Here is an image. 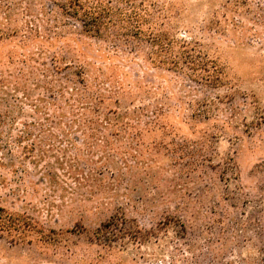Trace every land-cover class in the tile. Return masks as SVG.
I'll use <instances>...</instances> for the list:
<instances>
[{"label":"rangeland","instance_id":"obj_1","mask_svg":"<svg viewBox=\"0 0 264 264\" xmlns=\"http://www.w3.org/2000/svg\"><path fill=\"white\" fill-rule=\"evenodd\" d=\"M8 2L0 7V216L26 214L36 233L0 229V264H264V0H113L197 43L221 71L213 84L154 63L146 39L110 42L56 19L52 0ZM57 54L73 67L58 71ZM74 88L125 114L117 134L106 132L114 162L98 175L101 187L79 197L60 153L36 151L42 130L71 123ZM95 98L89 105L109 113ZM71 135L83 148V134ZM79 160L83 170L94 166ZM122 210L124 223L100 235Z\"/></svg>","mask_w":264,"mask_h":264},{"label":"trees","instance_id":"obj_2","mask_svg":"<svg viewBox=\"0 0 264 264\" xmlns=\"http://www.w3.org/2000/svg\"><path fill=\"white\" fill-rule=\"evenodd\" d=\"M52 2L55 7L52 8L54 10L52 13L53 17L60 19V17L64 16L74 19L75 23L81 24L82 31L86 34L102 39H109L110 42H115L116 39H121V37L129 40L132 36L138 38L139 42L146 39L152 47L150 55L154 63L162 66L169 65L171 68L183 72L188 70L191 73L190 75L198 82L213 84L219 80L221 71L218 64L210 59L197 43H193L188 39L177 40L170 32H161L155 28L156 22L154 20H143L141 15L137 13L133 15L128 14L129 12L115 7L112 3L113 0H52ZM5 4L6 6H10L8 0H0V7ZM117 17H120V20H117ZM145 27L148 28V33L144 31ZM107 31H109V36H105ZM53 57L56 60V69L58 71L64 66L69 67L70 65L71 68L74 65L72 58H66L62 54H57ZM61 63H64V65L60 66ZM75 74L82 75L83 72L79 71ZM84 85L86 89L89 88V83ZM73 90H75V97L71 99L75 100L76 104L68 100H66V103L71 107L75 105L79 109L72 112L74 118L71 120V123L64 124L59 119L53 128L42 130V134L36 135V151L41 154V159L57 152L60 153L61 156L58 158L60 167L65 169L64 164L68 163L64 176H72L75 184L79 185L78 190L71 188L74 190L71 193H74L75 197H79V195H83L82 189L85 186L86 188L92 186L101 187L103 179L101 180L98 175L104 174L106 163L114 162V158L109 151L110 149H114L113 142L109 140L106 132L108 130H116L115 133L117 134L118 128H123L122 124L124 123L125 114L119 112L117 108L110 107L109 103L103 102L102 99L97 100L94 96L97 94L96 92L95 94H92L90 91L87 93L86 91H81L79 88H74ZM58 95L59 98L64 97L62 91ZM94 98L97 101L94 102L95 105L99 107L103 103L104 106L109 108V113H98L95 107L90 106L89 101L93 103ZM116 103L119 105L120 102L116 101ZM55 108L58 111L59 118L66 116L64 110H59L57 105ZM45 119L49 120V118ZM1 122H3L2 119H0ZM157 123L155 122L154 127ZM39 125L41 124L36 122V126ZM131 126L134 127L132 124ZM55 129L60 130V132H56ZM75 132L83 134L81 142L83 148L72 140L74 137L71 134ZM60 135L65 136V139H60ZM63 142L68 143V147L61 146ZM46 145L48 147L44 148ZM95 155L97 159L94 158ZM79 158H83L100 171L90 165L86 167V170H83L79 166ZM52 174L51 181L53 179V182L58 183L60 176L55 171ZM118 178L120 179L121 177ZM93 182H95L94 185L90 184ZM63 189L68 193L66 187H63ZM63 197H65L64 194ZM123 212L122 210L119 215L112 217L109 223L103 224L98 229L100 235L105 236V231L111 232L112 229L121 226L125 220V216H121ZM0 229L2 234L12 238L18 237L23 239L36 233L35 224L31 221L30 217L26 214L13 211L7 212L5 217L4 215L0 216Z\"/></svg>","mask_w":264,"mask_h":264}]
</instances>
